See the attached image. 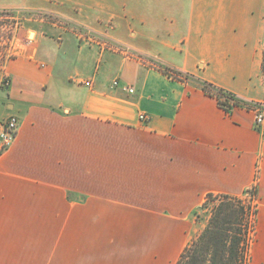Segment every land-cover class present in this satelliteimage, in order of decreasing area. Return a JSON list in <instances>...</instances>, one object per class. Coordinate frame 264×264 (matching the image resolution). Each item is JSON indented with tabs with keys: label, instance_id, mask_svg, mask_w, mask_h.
Listing matches in <instances>:
<instances>
[{
	"label": "crops",
	"instance_id": "obj_1",
	"mask_svg": "<svg viewBox=\"0 0 264 264\" xmlns=\"http://www.w3.org/2000/svg\"><path fill=\"white\" fill-rule=\"evenodd\" d=\"M53 1L80 6L87 15L57 13L95 33L104 25L90 13L122 18L132 2L134 31L115 39L134 53L39 20L32 46L9 64L8 116L19 131L0 150V264H176L208 195L253 188L251 264H264V123L244 107L227 113L199 84L264 105V3L0 0V8L51 12ZM123 18L117 34L130 27Z\"/></svg>",
	"mask_w": 264,
	"mask_h": 264
},
{
	"label": "trees",
	"instance_id": "obj_2",
	"mask_svg": "<svg viewBox=\"0 0 264 264\" xmlns=\"http://www.w3.org/2000/svg\"><path fill=\"white\" fill-rule=\"evenodd\" d=\"M161 68L170 78L193 80L191 76L175 74L168 67ZM262 69L264 74V56ZM199 84L202 90L215 97L219 106L229 114L235 107L245 108L248 105L211 83ZM244 195L251 196L253 203L248 204L242 196H207L203 206L214 204L210 221L205 230L187 245L176 264H251V249L257 232V190L253 188Z\"/></svg>",
	"mask_w": 264,
	"mask_h": 264
},
{
	"label": "rangeland",
	"instance_id": "obj_3",
	"mask_svg": "<svg viewBox=\"0 0 264 264\" xmlns=\"http://www.w3.org/2000/svg\"><path fill=\"white\" fill-rule=\"evenodd\" d=\"M259 2L260 4H263L264 0H259ZM52 3L53 5L50 6V9L53 11L51 12L0 8V126L2 130L5 124L11 118L8 116L7 107V104H9L8 95L11 85L9 64L15 59L19 58L20 55L25 52L26 48L31 47L32 42L34 43L35 33L33 28L36 26L37 21L41 20L48 23L64 25L66 27H70V29L79 31V33L83 34L87 38L102 41L103 43L107 44L106 47L109 49L134 53L132 50H129L115 39L118 37H130V32L134 31L132 28L134 23L131 21L130 15L132 2H124L125 9L123 10L122 14V18L125 16L123 19H125L124 21L127 24H130V27H126V25L123 24L125 27L119 30L118 34L115 32V28L116 24L121 23L122 18L120 17L111 16V14L107 13L106 16H102L101 19H99L94 15L95 13H90V16L93 15L91 17L92 20L98 19V21L104 25L102 27V32L95 33L89 31L87 28L73 23L72 21H69L67 17H62L57 13L60 11L65 13L68 11H74L83 15H87V12L81 11L80 6L72 10L70 9L72 7L67 6V4L62 5L61 2L54 1ZM116 12L113 13L115 14ZM241 198L248 204L253 203L254 201L252 200L251 196L243 195ZM203 205L194 214L196 226L188 244L195 240L205 230L212 216V206H214V204L210 203L208 207Z\"/></svg>",
	"mask_w": 264,
	"mask_h": 264
},
{
	"label": "built area",
	"instance_id": "obj_4",
	"mask_svg": "<svg viewBox=\"0 0 264 264\" xmlns=\"http://www.w3.org/2000/svg\"><path fill=\"white\" fill-rule=\"evenodd\" d=\"M115 86H118V82H115ZM125 90L129 93H134V89L126 87ZM246 109L251 110L255 113V119L257 126H262L264 123V105L257 103H249ZM141 120L146 121L145 115L141 116ZM19 131V120L16 117H11L10 120L5 124L0 134V150L5 152L9 150L14 144L17 134Z\"/></svg>",
	"mask_w": 264,
	"mask_h": 264
}]
</instances>
